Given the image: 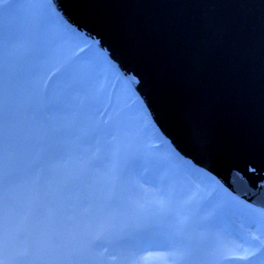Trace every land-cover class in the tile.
<instances>
[{
	"label": "rangeland",
	"instance_id": "obj_1",
	"mask_svg": "<svg viewBox=\"0 0 264 264\" xmlns=\"http://www.w3.org/2000/svg\"><path fill=\"white\" fill-rule=\"evenodd\" d=\"M10 7H14L11 16L0 19V126L13 129L22 122L21 119L28 126L32 123L29 116L38 118L41 115L49 119L57 110L58 114H63L62 121L76 118L81 110H85V114L72 128L60 132L57 147L42 150L40 140L33 152L40 154V157L43 153L39 166L35 167V161L30 170L15 171L20 183L14 190L10 191L8 175H5L6 204L10 196L19 197L25 185L41 197L40 203H36V199L27 195L24 205L31 206L33 211L30 215H22L19 221L14 218L11 227L28 228L34 234L54 229L62 237L63 250L40 251L37 252L38 257L32 256L28 253L30 246L10 239L11 244L5 242L0 251L3 264H122V254L127 246L119 244L116 249L115 238L119 235L116 231L126 227V216L136 224L129 228L127 226L121 234L124 236L134 234L139 227L155 230L168 226L171 223L168 219L151 218L150 215L156 210L155 202L161 198L169 199L171 204L175 198L181 200L180 207L170 204V208L191 219L192 234L196 240L206 239L204 243L217 240L238 243L232 235L234 230L245 236L255 232L264 240V210L240 200L241 203L231 201L235 197L207 172L194 169L196 173H191L193 177L180 173L173 163L171 151H168L169 154L161 152L168 145H162L160 134L139 105L140 100L133 94L131 86L123 81L114 90L113 84L119 75L109 65L108 58L95 47L93 53L87 52L89 44L86 38L73 41L66 35L53 20L54 10L50 0L0 2V12ZM29 55L31 59L27 57ZM91 56L96 58L95 63L89 62ZM75 62L79 63L77 68L74 67ZM72 71L70 80L75 82L68 86L59 104L44 103L39 93V82L45 79L58 86L60 81L70 78ZM106 82L109 83L108 90L104 87ZM112 93H115V99L109 102ZM90 100L94 101L86 103ZM32 102H35L33 106H29ZM13 115L18 119L12 118ZM88 116L95 121L91 124V131L85 128ZM147 122L150 123L149 130ZM27 126L20 132L29 135ZM14 147L11 133L0 141V154H4V162L13 160ZM134 148L137 149L133 152ZM144 150L154 161L142 162L141 166L145 168L139 171L126 168L128 155ZM116 151L119 155H112ZM97 160L99 163H96ZM114 167L122 177L115 183L111 171ZM72 173L73 180L67 181L66 174ZM143 175L157 178L158 182L145 183L141 179ZM63 189L66 190L65 199L61 201L58 195ZM115 209L120 214L123 211L121 220H109ZM142 221L146 224L137 226ZM201 221L203 227L212 226L209 231H200L197 225ZM105 225V230L112 237L104 242L107 251L94 246L76 249L65 244L71 240L81 241L90 231L96 237ZM7 227L9 222L6 215ZM254 243L259 244L258 241ZM12 245L15 247L8 251ZM159 255L164 257L167 253ZM116 256L120 259L112 263L110 260ZM193 259L202 260L204 264H228L219 258L215 245ZM159 264H167V261L161 260ZM232 264L246 262L234 261ZM251 264H264V252L255 257Z\"/></svg>",
	"mask_w": 264,
	"mask_h": 264
},
{
	"label": "water",
	"instance_id": "obj_2",
	"mask_svg": "<svg viewBox=\"0 0 264 264\" xmlns=\"http://www.w3.org/2000/svg\"><path fill=\"white\" fill-rule=\"evenodd\" d=\"M60 2L57 22L107 56L176 153L264 210V0Z\"/></svg>",
	"mask_w": 264,
	"mask_h": 264
},
{
	"label": "snow or ice",
	"instance_id": "obj_3",
	"mask_svg": "<svg viewBox=\"0 0 264 264\" xmlns=\"http://www.w3.org/2000/svg\"><path fill=\"white\" fill-rule=\"evenodd\" d=\"M54 6L65 19L70 20L64 13L60 0H54ZM110 135L115 139L113 133ZM112 155L118 156L119 153L116 151ZM147 161H154V159L146 151L130 153L125 166L126 168L139 171L145 168L141 166L142 162ZM96 163H99V161L97 160ZM38 166L39 161L35 164V167ZM4 168V154H0V251L3 250L7 239H15L25 246L34 248L36 251L57 252L63 250L62 237L54 229L42 230L34 234L28 228L11 227V221L14 218L19 221L22 215H30L33 210L29 205L21 204L14 196H10L7 204L5 203ZM111 171L114 176V183L122 178L117 168L114 167ZM249 171L254 173L255 169H249ZM141 179L145 183L155 184L158 182L157 178H150L148 175H143ZM236 180L246 190L249 197L257 195V193L251 192L249 185L252 184V181L250 178L237 175ZM8 182L11 186V191L20 183V180L15 176L14 172L9 171ZM253 186L259 187L260 192L264 193V177L260 179L258 184ZM231 201L241 203L235 198H231ZM170 204L171 201L169 199L161 198L155 202L156 210L150 214L151 218L161 217L168 219L171 221L168 226L159 227L155 230L139 227L134 234L115 238L120 244L127 246L122 254V264H159L161 260H166L167 264H204L202 260H194L193 257H200L213 245H215V251L219 258L228 262V264H232L234 261H244L246 264H251L255 257L264 252V240H261L255 232H250L245 236L234 230L232 235L235 236L238 243L220 240L204 243L196 240L192 234L191 219L173 212ZM141 209L143 210V206H141ZM6 215L9 222V227L7 228ZM197 227L209 231L203 227L202 221L199 222ZM111 238L108 230H102L101 234L91 241V244L107 251L104 242ZM257 241L259 242L258 245L254 243ZM160 253H167V256L162 257L159 255ZM0 264H3L2 260H0Z\"/></svg>",
	"mask_w": 264,
	"mask_h": 264
},
{
	"label": "trees",
	"instance_id": "obj_4",
	"mask_svg": "<svg viewBox=\"0 0 264 264\" xmlns=\"http://www.w3.org/2000/svg\"><path fill=\"white\" fill-rule=\"evenodd\" d=\"M11 13H12V10H6L4 12H0V19L1 18H4V17H8V16H11ZM13 16V15H12ZM39 17L38 16V20H37V27H38V24H39ZM29 59H31V56H27ZM93 63H95L96 59L93 58L92 59ZM92 61H89V62H92ZM79 65V63L75 62V65L74 67L77 68V66ZM16 73V72H14ZM73 76V71H72V74H71V77L62 82L60 81L61 83L58 85V86H55L53 85L47 95V100L48 101H58L65 93L66 91L69 89L68 86L70 84H72L73 80H70ZM68 88V89H67ZM105 90H107V86H105ZM85 111L82 112V114H84ZM53 119H54V122L50 123L48 125V134H47V139L49 140V144H57L58 143V130L61 128V127H70L74 122L75 120H64L62 121L61 120V115L59 114H55V116H53ZM32 120L35 122V125L37 126V134L38 136L42 134L43 132V122H41L40 120L38 119H34L32 118ZM24 121V119H22V122ZM89 123H90V119H89ZM34 123H30L28 126L27 124H23V126L21 127L20 130H24L25 127H29V133L32 131V127H33ZM30 137H31V144L29 147H33L34 145V141L36 139L35 137V133H32L30 134ZM26 139V136H22L21 138V142H24ZM14 158L13 160L10 159V162H7V163H4V170H5V175L9 173V171H12L15 173V171H21L22 170V167H27L29 165L30 162L33 161L34 157H32L28 151H26V149H19V148H16L15 151H14ZM8 164H10V166H8ZM22 166V167H21ZM20 196L17 197L16 199L21 203V204H25L26 202V199H27V195H31L32 196V191L29 189L28 186H22L21 190H20ZM70 244H74L72 245L73 247H75L76 249L77 248H80L81 245L80 244H77L74 240H71L70 241ZM35 253V249H33V251H31V254ZM50 257V256H49ZM50 260L51 257H50Z\"/></svg>",
	"mask_w": 264,
	"mask_h": 264
}]
</instances>
